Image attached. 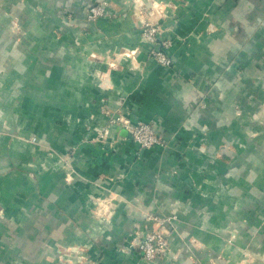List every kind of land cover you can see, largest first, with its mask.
Returning a JSON list of instances; mask_svg holds the SVG:
<instances>
[{"label":"crops","instance_id":"1","mask_svg":"<svg viewBox=\"0 0 264 264\" xmlns=\"http://www.w3.org/2000/svg\"><path fill=\"white\" fill-rule=\"evenodd\" d=\"M117 3L87 49L56 43L25 79L24 133L43 146L0 160L20 191L22 262L50 264L47 247L60 242L86 245L100 264H135L116 233L139 222L137 208L159 207L180 216L200 263L264 264V0ZM144 22L159 27L156 43ZM166 40L172 65L162 67L148 52ZM116 116L152 124L165 146L142 149L124 129L107 145L80 143ZM119 196L131 204L118 203L110 226L93 218L95 202Z\"/></svg>","mask_w":264,"mask_h":264},{"label":"rangeland","instance_id":"2","mask_svg":"<svg viewBox=\"0 0 264 264\" xmlns=\"http://www.w3.org/2000/svg\"><path fill=\"white\" fill-rule=\"evenodd\" d=\"M118 1L0 0V148H3L0 160L12 162L15 158L17 162L20 154H26V146L32 144L33 153L43 146L38 136H30L23 129V117L30 106L24 102L25 79L37 68L41 54L54 48L56 43L70 54L75 53L73 55H77L79 49H87L93 30L108 27L117 17ZM152 27L159 28L144 22L142 36L145 42L152 43L146 37ZM114 129H125L119 116L107 119L106 125L98 128L93 137L81 138L80 143L107 145L109 131ZM10 149L16 151L14 156ZM20 160L24 162V156ZM72 161L73 150L70 149L64 153L62 162ZM65 169L71 171L72 168L66 163ZM20 171L27 170L21 168ZM0 172V264H26L22 262L23 253L14 243L24 234L18 228L24 217L14 207L20 203L17 199L20 191L14 192L9 169ZM69 173L65 175V181L70 184L73 179L67 181ZM30 176L35 178L34 173ZM20 200L28 204L21 197ZM126 201L120 196L114 201L101 199L95 202L92 216L110 226L118 213V203ZM135 211L140 218L133 229L116 233L127 240L126 245L117 248L119 252L132 256L135 264H202L199 247L185 238L178 214L162 212L159 207L155 211L140 207ZM30 217L33 219L32 215ZM89 253L86 245L57 242L47 247L46 260L50 264H100Z\"/></svg>","mask_w":264,"mask_h":264},{"label":"built area","instance_id":"3","mask_svg":"<svg viewBox=\"0 0 264 264\" xmlns=\"http://www.w3.org/2000/svg\"><path fill=\"white\" fill-rule=\"evenodd\" d=\"M160 33L161 32L159 28L152 27L148 30L146 37L151 40L152 43H156ZM170 46V41H163L161 44V48H154L149 51V56L160 66L169 67L170 65H172V57L170 56L168 51L170 49ZM120 119L124 121V130H126L131 140L140 148L152 149L155 146H165V142H163V140L155 132L152 124L145 123L143 121H134L131 118L127 117H120ZM69 174L70 175L67 176V181H72V174Z\"/></svg>","mask_w":264,"mask_h":264}]
</instances>
